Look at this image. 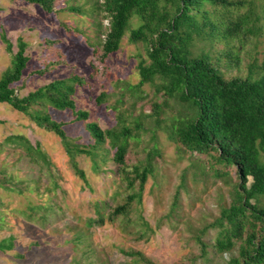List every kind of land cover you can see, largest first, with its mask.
<instances>
[{
  "label": "rangeland",
  "instance_id": "1",
  "mask_svg": "<svg viewBox=\"0 0 264 264\" xmlns=\"http://www.w3.org/2000/svg\"><path fill=\"white\" fill-rule=\"evenodd\" d=\"M96 1L57 0L49 14L24 0H0V78L13 63L1 37L6 33L15 53L19 39L28 44L30 62L13 86L20 97L56 80L82 78L74 100L76 111L88 112L89 119L78 121L71 110L51 109L53 119L85 150L94 144L86 124L96 123L103 131L126 125L137 133L136 121L141 120V138L130 143L127 168L133 171L151 159L154 174L128 216L112 220V212L139 189L129 190L121 181L108 143L97 150L98 166L89 155H77L85 182L74 172L57 135L0 104L5 122L0 125V264H226L229 254H211L209 262L200 259L195 236L230 205L232 189L204 174L208 158L180 152L170 138L171 120L183 114L182 106L170 100L157 128L148 116L156 103L165 101L164 93L145 85L133 94L141 81L138 65L148 58L146 47L131 43L129 32L117 53L103 57L101 44L110 22L94 13ZM256 2L263 16L264 0ZM71 7L81 12H70ZM139 26L134 19L131 28ZM263 54L264 33L242 49L233 68L222 67L226 77L247 78ZM103 93L107 100L100 105L97 99ZM22 137L39 147L41 155L31 156ZM181 187L180 206L173 214ZM260 205L264 207V197ZM100 215L103 223L98 222ZM215 238L214 231L205 240L214 243ZM10 244L12 248L5 247Z\"/></svg>",
  "mask_w": 264,
  "mask_h": 264
},
{
  "label": "trees",
  "instance_id": "2",
  "mask_svg": "<svg viewBox=\"0 0 264 264\" xmlns=\"http://www.w3.org/2000/svg\"><path fill=\"white\" fill-rule=\"evenodd\" d=\"M24 1L51 14L57 0ZM94 6V13L104 14L110 22L101 44L104 58L120 50L129 32L131 43L146 47L148 58L138 65L141 81L133 94L145 85H153L166 98L154 105L148 117L159 128L170 100L182 106L183 114L171 120L170 138L179 144L180 152L208 158L209 170L204 174H212L232 189L230 205L195 236L201 248L200 259L209 262L211 254H229L226 264H264V207L260 205L264 197V54L250 67L247 78H227L222 68H233L242 49L263 35L264 5L263 16L256 0H97ZM68 10L81 12L76 7ZM134 19L140 21L136 29L131 28ZM1 37L13 63L0 78V104L11 106L38 127L57 135L74 172L85 182L77 155H89L98 166L97 150L108 143L121 181L129 190L139 189L112 212L111 219L128 216L134 199L141 198L148 178L154 174L151 159L134 166L133 171L127 168L130 143L140 140L142 121H136L137 133L126 125L103 131L96 123L86 124L94 144L85 150L50 113L51 109L71 110L76 120L89 119L88 112L76 111L74 100L83 79L72 76L56 80L20 97L13 86L21 82L30 62L28 44L19 39L15 53V45L6 33ZM106 100L107 94L103 93L97 102L101 105ZM25 141L31 156L34 152L41 155L39 147ZM102 159L106 162V156ZM181 189L173 199V214L180 206ZM103 219L100 215L98 222L103 223ZM214 231V243L207 242L205 238Z\"/></svg>",
  "mask_w": 264,
  "mask_h": 264
}]
</instances>
